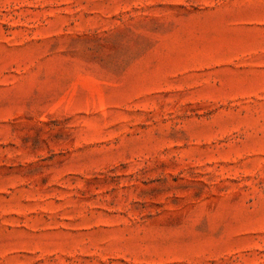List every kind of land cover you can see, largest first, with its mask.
<instances>
[{
    "label": "rangeland",
    "instance_id": "rangeland-1",
    "mask_svg": "<svg viewBox=\"0 0 264 264\" xmlns=\"http://www.w3.org/2000/svg\"><path fill=\"white\" fill-rule=\"evenodd\" d=\"M0 264H264V0H0Z\"/></svg>",
    "mask_w": 264,
    "mask_h": 264
}]
</instances>
